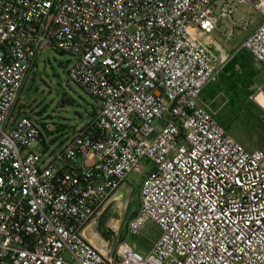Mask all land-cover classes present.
I'll list each match as a JSON object with an SVG mask.
<instances>
[{"label": "built area", "instance_id": "obj_1", "mask_svg": "<svg viewBox=\"0 0 264 264\" xmlns=\"http://www.w3.org/2000/svg\"><path fill=\"white\" fill-rule=\"evenodd\" d=\"M216 1L0 0V264H264V152L201 103L239 52L264 66V0H238L262 20L224 60L198 37L218 28ZM47 50L74 58L98 111L44 160L32 148L55 125L17 107ZM145 162L128 236L160 235L103 251L87 231Z\"/></svg>", "mask_w": 264, "mask_h": 264}, {"label": "rangeland", "instance_id": "obj_2", "mask_svg": "<svg viewBox=\"0 0 264 264\" xmlns=\"http://www.w3.org/2000/svg\"><path fill=\"white\" fill-rule=\"evenodd\" d=\"M225 2L232 5L228 15L234 20L230 27H234L236 31L234 39L237 40L245 31H250L259 24L262 13L253 9L249 3L238 0H220L217 8H214L217 16L221 12L220 6ZM222 41L231 49L235 47L233 38H222ZM241 52L234 57V68H225L218 82L210 85V111L227 133L247 151L264 152V66L246 51ZM73 63L74 58L69 54L51 50L42 52L18 101L17 112L21 110L23 115L33 119L45 118L55 125L53 136L46 140L47 146L39 144L32 148L44 160L59 155L64 147V138L71 137L76 130L86 127L98 111L91 96L70 80L68 70ZM252 95H256L255 100L250 99ZM61 130L63 137L60 136ZM151 169L152 166L145 162L141 172L129 175L127 183L131 191L125 204L118 201L109 212L105 229L112 246L127 239L128 221L140 207V183ZM159 235L157 226L149 223L139 235L126 241L136 244L140 251H144L152 247Z\"/></svg>", "mask_w": 264, "mask_h": 264}, {"label": "crops", "instance_id": "obj_3", "mask_svg": "<svg viewBox=\"0 0 264 264\" xmlns=\"http://www.w3.org/2000/svg\"><path fill=\"white\" fill-rule=\"evenodd\" d=\"M220 0H217L215 3V8H217V5L219 4ZM221 7V12L219 14V25L218 28L212 32L210 35H206V34H202L200 33L198 35L199 39L208 44L212 51L220 58V59H228L234 52L235 50L240 46V44L244 41V39L250 34V32H252L257 26L258 23L255 25V27L253 29H251L250 31H245L242 35L239 36V38L236 40L234 39L235 35H236V31L234 30L233 35L232 36H228V30L230 29L232 22L234 20H231L229 18L228 12H230V9L232 7V5H230V3L225 2L222 4ZM215 10V9H214ZM216 13V10H215ZM231 14V13H230ZM232 18H234V15L232 16ZM262 20V17H261ZM260 20V22H261ZM259 22V23H260ZM216 33V34H215ZM222 38L230 40L231 38H233V40H235L236 44L235 47L233 49H231L230 47H228L226 45V43H224L222 41ZM232 50V51H231ZM242 53V52H241ZM248 53V52H247ZM249 54V53H248ZM213 84V83H212ZM211 85V84H210ZM210 85H208L202 96H201V103L203 105H205L209 110H210V101L211 99L209 98V87ZM127 187V195L125 198V201H120V199L117 197L118 193L124 188ZM131 191V188L129 187L128 183H126L108 202V204L105 206L104 210L106 208H108L111 204L115 203L116 201H120L121 204H125L127 197L129 195V192ZM140 195V193H139ZM116 202V203H117ZM115 203V204H116ZM114 204V205H115ZM114 208V207H113ZM112 208V209H113ZM104 210L102 212H104ZM137 214V212L135 213ZM134 214V215H135ZM100 216V215H99ZM98 216V217H99ZM97 217V218H98ZM133 218V217H132ZM131 218V219H132ZM96 221V220H95ZM95 221L90 225L88 231H87V238L89 239V241H91L96 247H98L99 249L103 250V251H108V249L112 246V241L108 238H104L102 236H100L97 232H93L92 228L95 224ZM129 222V221H128ZM128 234V233H127ZM127 237V236H126ZM122 242V241H121ZM120 242V243H121ZM140 249L142 250L143 247H141V245L139 246ZM143 251V250H142ZM147 250H144L143 252H145Z\"/></svg>", "mask_w": 264, "mask_h": 264}, {"label": "water", "instance_id": "obj_4", "mask_svg": "<svg viewBox=\"0 0 264 264\" xmlns=\"http://www.w3.org/2000/svg\"><path fill=\"white\" fill-rule=\"evenodd\" d=\"M126 195H127V187H124L118 193V196L117 197L120 199V201H125ZM115 203L111 204L108 208H106L104 210V212H102L100 214V216L96 219L95 224H94V226L92 228V231L93 232H97L100 236H102L104 238H108V236H107V230L105 229V223H106V221L108 219L109 212L111 211V209L113 208V206H114Z\"/></svg>", "mask_w": 264, "mask_h": 264}, {"label": "trees", "instance_id": "obj_5", "mask_svg": "<svg viewBox=\"0 0 264 264\" xmlns=\"http://www.w3.org/2000/svg\"><path fill=\"white\" fill-rule=\"evenodd\" d=\"M235 61H236V59H234L233 58V60L228 64V66L226 67V69L228 70V69H233L234 68V66H235ZM136 216V214L133 216V218ZM127 236H128V234H127ZM127 239H129V236L127 237ZM127 239H125V240H123L122 242H125ZM121 242V243H122Z\"/></svg>", "mask_w": 264, "mask_h": 264}]
</instances>
